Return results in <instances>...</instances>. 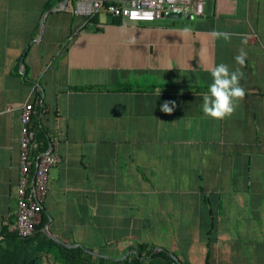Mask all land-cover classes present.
I'll list each match as a JSON object with an SVG mask.
<instances>
[{"label": "crops", "instance_id": "crops-1", "mask_svg": "<svg viewBox=\"0 0 264 264\" xmlns=\"http://www.w3.org/2000/svg\"><path fill=\"white\" fill-rule=\"evenodd\" d=\"M63 1L0 0V233L15 224L21 108L39 100L38 149L60 159L38 222L49 240L114 260L141 244L181 264H264V0L125 23ZM219 63L246 90L223 121L202 112Z\"/></svg>", "mask_w": 264, "mask_h": 264}, {"label": "built area", "instance_id": "built-area-1", "mask_svg": "<svg viewBox=\"0 0 264 264\" xmlns=\"http://www.w3.org/2000/svg\"><path fill=\"white\" fill-rule=\"evenodd\" d=\"M203 0H73L71 13L91 21L97 13L104 11L112 18L125 22H153L163 12H180L184 16L193 12L203 14ZM39 100L27 102L20 113L19 180L16 190L15 224L12 232L26 239L36 233L46 198L50 171L60 161L51 148L36 152L38 142L35 131L30 129L32 115ZM1 239V237H0ZM170 264H178L172 261Z\"/></svg>", "mask_w": 264, "mask_h": 264}, {"label": "trees", "instance_id": "trees-1", "mask_svg": "<svg viewBox=\"0 0 264 264\" xmlns=\"http://www.w3.org/2000/svg\"><path fill=\"white\" fill-rule=\"evenodd\" d=\"M31 125V123H30ZM32 130L31 126H29ZM34 130V129H33ZM39 148V145H38ZM36 149V152L42 151ZM44 220L36 225V233L32 237L23 239L17 236L16 233L10 232L8 229L0 233V264H41L45 253H40L44 248L52 250L53 246H57L58 249H53L54 254H49L51 260L58 261L59 264H146L149 262L154 263L155 259L164 260L165 264H170L172 261L178 259L173 258L165 250H160L150 256L153 249H146L144 245H139L137 252L127 256L124 259H107L104 262L101 258L99 260H93V254L84 253L80 248H66L56 242L49 240L46 234L40 230L44 225ZM39 236L43 237L39 239ZM143 253V250H145ZM144 254L145 258L150 257V261L146 262L141 257ZM47 256V255H46Z\"/></svg>", "mask_w": 264, "mask_h": 264}, {"label": "clouds", "instance_id": "clouds-1", "mask_svg": "<svg viewBox=\"0 0 264 264\" xmlns=\"http://www.w3.org/2000/svg\"><path fill=\"white\" fill-rule=\"evenodd\" d=\"M189 31V29H185ZM209 35L215 40L230 42L232 33L212 30ZM135 43V39L131 41ZM242 44H247V37H242ZM247 53L241 48L239 55L235 57L236 63L241 67L246 64ZM211 83L208 85L207 92L202 96V112L205 116L217 121L231 118L241 101L246 96V90L241 85L244 73L239 69L230 70L224 63L215 64L210 68ZM176 105L174 101H166L161 106V111L171 114Z\"/></svg>", "mask_w": 264, "mask_h": 264}, {"label": "water", "instance_id": "water-1", "mask_svg": "<svg viewBox=\"0 0 264 264\" xmlns=\"http://www.w3.org/2000/svg\"><path fill=\"white\" fill-rule=\"evenodd\" d=\"M63 2L66 3V0H64ZM162 16H166V17H169V16L170 17H178L179 16L180 17V16H182V14L180 12L167 11V12H163ZM49 148H51V147H49ZM44 230H46V229H44ZM166 252L168 254H170L173 258L177 259V257L175 255H173L170 251L166 250ZM131 253H135V250L131 249ZM154 253H156V252L152 251L151 255L154 254ZM126 256H127V254L122 256V257H120V259H124Z\"/></svg>", "mask_w": 264, "mask_h": 264}, {"label": "rangeland", "instance_id": "rangeland-1", "mask_svg": "<svg viewBox=\"0 0 264 264\" xmlns=\"http://www.w3.org/2000/svg\"><path fill=\"white\" fill-rule=\"evenodd\" d=\"M52 258V257H51ZM93 260H99L101 257H97L95 255H93ZM104 262H107V260H105L104 258H101ZM41 264H59L58 261L55 260V262L53 261H48V258L47 259H44V261L42 260L41 261Z\"/></svg>", "mask_w": 264, "mask_h": 264}]
</instances>
